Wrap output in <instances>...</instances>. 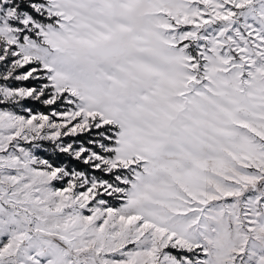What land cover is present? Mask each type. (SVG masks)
I'll return each instance as SVG.
<instances>
[{"label": "snow or ice", "instance_id": "obj_1", "mask_svg": "<svg viewBox=\"0 0 264 264\" xmlns=\"http://www.w3.org/2000/svg\"><path fill=\"white\" fill-rule=\"evenodd\" d=\"M0 264H264V0H0Z\"/></svg>", "mask_w": 264, "mask_h": 264}]
</instances>
